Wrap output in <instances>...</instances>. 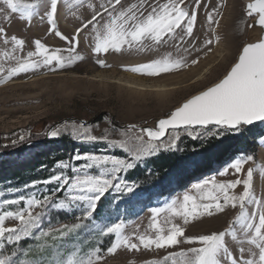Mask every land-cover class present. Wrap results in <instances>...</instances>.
Returning a JSON list of instances; mask_svg holds the SVG:
<instances>
[{"label": "rangeland", "instance_id": "1", "mask_svg": "<svg viewBox=\"0 0 264 264\" xmlns=\"http://www.w3.org/2000/svg\"><path fill=\"white\" fill-rule=\"evenodd\" d=\"M141 2L123 0V7L117 5L113 15ZM167 2L159 0L160 4ZM247 2L249 0H187L184 10L197 16L192 37L177 29L176 39L165 37L167 42L159 45L145 41L143 45L125 46L119 52L109 49L106 54H97V34L102 40L106 35V25L111 22L107 13L96 25H90L77 37L79 43L74 49L72 45L76 41L70 45L50 32L55 27L71 41L84 23L103 11L102 6L111 7L108 0H59L54 25L47 22L50 0H13V3L38 5L31 9L33 16L30 20L23 19L19 12L13 13L4 0H0V29L4 33L0 35V81H4L0 83V148L12 146L7 153H0V176L4 173L5 164L16 162L23 167L54 151L56 144L46 141H60L66 137L71 142L67 154L52 167L38 168L35 174L20 180L7 178L0 181V214H17L24 209L27 219L28 201L44 197L51 201L46 207L31 209L34 216L41 215L40 226L19 243L6 244L0 249V260H4L5 264H81L90 260L95 264H187L188 258L175 256L174 260L165 262L164 257L174 253H191L192 248L202 245L181 243L165 249L152 246L151 250L140 245V236L154 239L158 228L164 229L166 234L168 228L176 225L182 228L186 238L191 239L235 231V240L226 236L229 251L241 261L253 259L259 264V248L248 243L255 236L254 230L242 229L235 222L242 213L246 214L249 219L243 222L252 223L254 229L258 226L259 215L264 214V122L241 126L239 130L209 126L211 131L219 132L217 137L232 135L241 138L243 143L232 148L219 163L189 177L186 175L191 172L190 163L185 165L184 170H173L162 176L155 173L150 160L162 152L182 153L186 148L185 142L193 140L189 132H200L201 138L197 140H202L212 137L209 129H170L163 142L147 141L145 138V146L156 143L157 149L142 160L131 161L140 147L135 138L142 129H146L137 126L156 124V129L159 120L167 118L192 96L219 82L237 62L251 38L254 15L248 14ZM143 3L145 7L137 11L146 13L150 11L148 6L155 4L156 0H143ZM210 15L213 16L212 23H209ZM12 37L22 41L23 47L17 46ZM37 41L50 50L46 55L59 50L65 66L60 67L53 61L51 68L55 70L40 67L7 79L11 69L21 63L42 60L35 54ZM165 60L172 64L178 61L182 66L157 76L130 70ZM120 78L150 84L167 83L174 87L164 93L143 91L118 83ZM62 120L65 121L57 124ZM82 120L92 123L81 128ZM130 124L135 126H127ZM51 128L58 132L57 138H51ZM87 137H95L96 140L90 141ZM31 141L39 142L18 149L25 148L22 153H17L15 149L18 146ZM74 143L75 146H72ZM169 143H174L175 148H169ZM77 155L109 157L135 165L111 177L120 190L115 187L108 189L102 198L103 207L97 212V204L90 219H83L87 202L73 204L68 199L72 191L70 186L58 191L61 185L42 183L55 175L71 179L97 176L103 172V167H92L90 160H75ZM237 162H242L239 173L232 167ZM61 164L67 167H58ZM85 164L89 167L85 168ZM248 170L253 172L251 196L245 201L243 209L238 201L233 209L230 201L222 213L196 217L188 224H184L182 217L173 215V211L182 210L180 205L186 194L193 196L197 204L212 203L200 197L212 192L215 185L239 180L240 185L227 191L229 196H242ZM221 172L226 174L220 175ZM206 180H214L215 185L210 183L196 192L195 185ZM168 181L173 183L165 190L158 189L167 185ZM129 186L134 187V191H126ZM218 192L219 189H216ZM8 200L22 203L8 205ZM220 201L223 203V196ZM157 212L159 215L154 220L153 215ZM252 214L256 215L255 220L251 219ZM117 224L121 226L119 233L105 234ZM77 225L78 228L75 227ZM4 226L21 227L18 220L12 219H7ZM66 226L73 230L66 231ZM124 241L137 244L139 251L129 250ZM118 242L115 254H109V249L117 246ZM241 248L245 249L243 253Z\"/></svg>", "mask_w": 264, "mask_h": 264}, {"label": "snow or ice", "instance_id": "2", "mask_svg": "<svg viewBox=\"0 0 264 264\" xmlns=\"http://www.w3.org/2000/svg\"><path fill=\"white\" fill-rule=\"evenodd\" d=\"M8 8L13 13L19 12L21 17L25 20H30L33 16L31 9L37 8V4H18L13 3V0H4ZM59 0H50V11L47 13V22L49 25H54L55 17L58 11ZM187 4V0H168L167 3L160 4L159 0H156L155 4L149 5L150 11L146 13L144 11H137L138 8L145 7L143 0L140 5L133 4L128 7L126 11H120L113 15L117 5L123 7V0H108V6H102L103 11L99 15H93L92 19L83 24V27L77 31L75 37L71 41L67 40L65 36L60 34L55 27L51 29L50 34L54 33L60 40H65L70 45L72 41H76L73 49L78 46L79 41L77 37L88 29L90 25H96L105 13L111 17V22L106 25V35L103 39H100L97 34V43L95 45V52L97 54L103 52L107 53L109 49L116 52L121 51L125 46L131 48L134 44L143 45L145 41H152L159 45L165 41V37L169 40L177 38L176 30L179 29L187 37H192L194 31V25L197 20V16L194 13H189L184 10ZM249 15L258 12L260 19L258 25L261 29H264V0H256V3L249 4L247 6ZM209 23L213 22V16H209ZM218 23V22H217ZM183 25V27H182ZM0 35H4L3 30L0 29ZM181 42L183 37H180ZM13 42L23 47V42L12 37ZM7 43V40H5ZM208 43H211L209 41ZM36 55L42 57L41 61L36 63H21L19 67L11 69L7 79L21 73H27L30 71L38 70L40 67H49L53 61H56L60 67H64V59L60 56L59 50L53 51V54L46 55L50 50L45 47L44 44L37 41L35 43ZM32 54H29L31 58ZM73 59H76L75 57ZM82 59V57H80ZM196 63V61H193ZM101 66H104L103 64ZM182 65L177 61L175 64L165 61H157L154 63L142 65L138 68L130 69L133 72H137L148 76H157L162 73H168L173 71L174 68H179ZM51 70H55L51 68ZM4 81H0L3 83ZM256 122H264V40L258 43L249 44L243 47L242 54L238 57V62L227 73L226 77L217 83L214 87L208 88L203 91L202 94L196 95L194 98L189 99L178 107L177 110L170 113L166 119L158 121L156 129H142L141 133L137 135L136 142L140 143V147L136 149L135 155L131 157V161H139L146 158V155H152L157 149L156 143L144 145L145 138L147 141H164V138L169 135V130L176 129H209V133L212 138L219 135V132H213L209 126H216L218 129L239 130L241 126L253 125ZM84 128V125L80 126ZM193 140L201 138V133L195 134L189 132ZM51 138H57L58 132L52 131ZM87 140L95 141V137H87ZM122 146V145H117ZM169 148H175L174 143L168 144ZM75 160L91 161L92 167L101 168L103 172L97 176H85L73 177L71 179L65 178L61 175H55L47 181L42 183H57L61 185L58 191H63L70 186V195L68 199L73 203L84 204L87 202V210L83 219H90L93 213L96 211V206L100 199L103 198L106 191L110 188H117L120 190L117 184H114L111 177L117 176L118 173L125 169H131L135 165L130 161H122L119 159L104 157L98 158L95 156H75ZM242 162H237L232 165L239 173ZM111 165V168L107 166ZM60 168H65L67 165H58ZM89 165L85 164V168ZM79 172L80 169H77ZM226 173L221 172L220 175ZM253 179V172L247 171V180L244 183V192L242 196H229V189H235L240 185L241 181L237 180L234 183L215 185V181H204L203 183H197L195 185V191L199 192L204 189L206 185L213 184L215 188L212 192L206 196H201V200H209L212 203L197 204L196 200L191 195H184L182 197L183 204L180 205L181 211H173L174 216H180L183 218L184 224H188L192 219L204 215H213L214 212L222 213L229 205L231 201V207L235 209L237 207V201L241 209L244 208V203L251 196V182ZM216 189L219 192L216 193ZM126 191H134V187H126ZM79 193V194H74ZM92 193L94 195H86ZM223 196V203L220 201V197ZM8 205H16L22 203L18 200L6 201ZM27 219H25V210L22 209L19 213L14 214L7 212L6 214H0V249H3L6 244L19 243L23 238L28 237L36 228L40 226L41 215H33L31 209L43 208L51 203L48 197L43 199L33 198L28 201ZM191 203V207L188 204ZM259 203V202H256ZM60 207H66V205H60ZM175 207V205H174ZM159 213L153 215L155 220ZM257 217L252 214L251 219L255 220ZM7 219L18 220L21 227H5V221ZM249 219L246 214L241 215L235 223L240 224V227L246 228L249 231H253L255 236L249 240L248 243L255 244L259 248V264H264V214L258 217V226L253 229L252 223H244L243 221ZM76 228L79 225L75 226ZM65 230L71 232L73 229L65 227ZM121 226L119 224L115 227L109 228L105 234L119 233ZM157 235L153 238H146L140 236V245L148 250L154 246L156 249L174 248L179 244L194 245L199 244L202 247H194L191 249V253H174L164 257V261L174 260L175 256H180L187 259V264H256L253 259H245L241 261L238 256H234L229 251L226 245V236H231L232 239H236L235 231H229L228 233L210 234L202 236L198 239H191L185 237V232L181 227L173 225L166 230L157 229ZM109 249V254H115L116 247ZM124 246L129 250L139 251V247L135 243L129 244L124 241ZM244 248L240 249L243 253ZM255 255V254H253ZM0 264H5L4 260H0ZM75 264V262H70ZM81 264H95V261L81 262Z\"/></svg>", "mask_w": 264, "mask_h": 264}, {"label": "trees", "instance_id": "3", "mask_svg": "<svg viewBox=\"0 0 264 264\" xmlns=\"http://www.w3.org/2000/svg\"><path fill=\"white\" fill-rule=\"evenodd\" d=\"M41 138V137H40ZM48 143L53 142L56 144L54 151L51 153H46L41 158L35 159L33 162L26 164L25 166H18L17 163L5 164L4 173L0 176V181H5L7 178L12 179H23L27 176L35 174L36 169L42 167H52L56 162L60 161L65 154L70 150L71 142L66 138H62L60 141H46ZM58 143V144H57ZM243 142L241 138L228 135L225 137H215L207 138L202 140H187L185 142V147L182 153L178 152H162L157 157L150 160V164L158 175H165L176 170H184L187 163H190L191 172L186 175V177L191 176L193 173H199L209 167L213 166L232 149L236 146H240ZM47 144V143H46ZM239 144V145H238ZM75 146V143L72 145ZM11 147L0 148V153L5 152ZM25 148L17 151V153H22ZM235 150V149H234ZM193 159L195 161H193ZM191 160L193 162H191ZM14 166V167H13ZM185 174V173H184ZM173 181H168L167 185L159 187L160 190H165L170 186ZM104 205V200H100L97 206V212H100Z\"/></svg>", "mask_w": 264, "mask_h": 264}, {"label": "bare ground", "instance_id": "4", "mask_svg": "<svg viewBox=\"0 0 264 264\" xmlns=\"http://www.w3.org/2000/svg\"><path fill=\"white\" fill-rule=\"evenodd\" d=\"M247 3H248V5L253 4L252 0H249V2H247ZM253 15H254V17L251 21V23H252V25H251V38H250L249 42L246 43L245 46H248L249 44H253V43H258L261 40H264V29H261V27L258 25L260 15L258 12L253 13ZM196 81H197V79L194 80V82H196ZM117 82L120 84L126 85L130 88H134V89L136 88L138 90L151 91V92L155 91V92H159V93H161V92L164 93V92H166V91H168L174 87V86H171L167 83H156V84L155 83L150 84L147 82L141 83V82H138V81L132 80V79L131 80H129V79L125 80V78H120ZM213 86H211V87H213ZM199 94H202V92L198 93L197 95H199ZM154 127H156V124H154V126H151V125L148 126L149 129H155Z\"/></svg>", "mask_w": 264, "mask_h": 264}, {"label": "water", "instance_id": "5", "mask_svg": "<svg viewBox=\"0 0 264 264\" xmlns=\"http://www.w3.org/2000/svg\"><path fill=\"white\" fill-rule=\"evenodd\" d=\"M252 2H253V4H254V3H256V0H252ZM244 47H246V46H244ZM240 54H242V52H241ZM237 62H238V60H237ZM234 66H235V64H234L232 67H234ZM232 67H231V68H232ZM230 70H231V69H230ZM230 70L228 71V73L230 72ZM226 75H227V74H226ZM226 75H225V76H226ZM225 76H224L220 81H222V80L225 78ZM220 81H219V82H220ZM219 82H217V83H219ZM217 83H216V84H217ZM216 84H214V86H215ZM212 86H213V85H212ZM214 86H213V87H214ZM209 88H210V87H209ZM206 90H208V88L205 89L204 91H206ZM202 92H203V91H202ZM196 95H197V94H196ZM192 98H194V96H192L190 99H192ZM188 100H189V99H188ZM188 100H187V101H188ZM187 101H185V102H187ZM185 102H184V103H185ZM180 106H182V104H181ZM180 106H178V107H180ZM178 107H177L175 110H177ZM175 110H174V111H175ZM168 117H169V116H168ZM168 117H167V118H168ZM165 119H166V118H165ZM73 120H74V119H73ZM64 121H65V120H62V121H60V122L57 123V124H61V123L64 122ZM81 123H82L83 125H90V124L92 123V121H85V120H82ZM256 123H258V122H256ZM57 124H55V126H56ZM55 126H53L52 128H54ZM127 126H135V125L130 124V125H127ZM137 127H139V128H146V129H149L148 126H137ZM52 128H51L49 131H52ZM38 142H39V141H34V142L31 141V142L23 143V144H21L20 146H18L15 150L17 151L18 149H20V148H22V147H28V146H31L32 144H38Z\"/></svg>", "mask_w": 264, "mask_h": 264}]
</instances>
